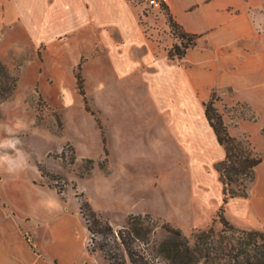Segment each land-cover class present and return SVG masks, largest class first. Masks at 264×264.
I'll use <instances>...</instances> for the list:
<instances>
[{
    "label": "rangeland",
    "instance_id": "obj_1",
    "mask_svg": "<svg viewBox=\"0 0 264 264\" xmlns=\"http://www.w3.org/2000/svg\"><path fill=\"white\" fill-rule=\"evenodd\" d=\"M146 14H154L158 35L168 40L158 13L146 8ZM253 28L259 36L251 43V73L240 79L250 87L213 90L204 104L213 98L230 133L249 140L254 154L264 158L262 14L256 15ZM175 44L179 41L171 48ZM22 52L1 62L18 83L11 99L0 105V211L19 213L27 221L33 217V243L40 245V252L53 240L50 227L57 221L61 235L72 237L75 257L70 264H108L102 253L89 251L85 204L117 231L126 227L130 216L146 215L160 223L157 238L164 235L163 223L188 237L211 226L222 229L217 216L223 195L220 202L215 200L219 187L223 191L216 169L222 160L200 104L183 110L175 95L116 83L111 71L104 70L100 82L99 66L79 58L61 73L54 65L52 73L44 72L40 51ZM79 72L85 97L78 88ZM246 99L255 100L256 109ZM241 125H249L250 132ZM255 179L254 170L240 175L242 185L232 187L249 196ZM199 181L201 192L196 195ZM225 217L237 228L264 231V226L230 215L227 206ZM30 231H24L28 238ZM58 259L51 261L58 264Z\"/></svg>",
    "mask_w": 264,
    "mask_h": 264
},
{
    "label": "crops",
    "instance_id": "obj_2",
    "mask_svg": "<svg viewBox=\"0 0 264 264\" xmlns=\"http://www.w3.org/2000/svg\"><path fill=\"white\" fill-rule=\"evenodd\" d=\"M167 7L184 31L197 36L195 46L180 62L169 58L177 39L170 34L165 16L158 14L168 40L158 35L154 14H146L147 0H0V62L21 57L24 49L31 48L42 53V71L52 73L54 65L55 72L61 73L79 58L99 66L100 82L102 72L111 71L116 83L141 84L155 95H175L183 110L200 104L223 161L224 147L202 108L213 90L250 87L240 79L251 73V43L259 36L253 26L256 15L264 16V0H169ZM260 83V90L264 89V78ZM246 100L256 109L255 100ZM248 127L241 125L249 131ZM255 172L249 196L231 199L227 210L246 224L262 227L264 161ZM196 183L197 195L201 181ZM222 195L219 187L217 203ZM34 223L32 216L27 221L19 213L0 211V264H55L52 257L59 258L58 264H70L75 257L72 237L62 236L57 221L52 223L53 240L43 254L40 245L33 243ZM27 228L31 238L24 234Z\"/></svg>",
    "mask_w": 264,
    "mask_h": 264
},
{
    "label": "trees",
    "instance_id": "obj_3",
    "mask_svg": "<svg viewBox=\"0 0 264 264\" xmlns=\"http://www.w3.org/2000/svg\"><path fill=\"white\" fill-rule=\"evenodd\" d=\"M168 17L172 35L179 41L170 49L169 58L180 62L195 46L197 36L184 31L170 13ZM76 79L80 94L85 97V80L80 72ZM17 83L18 79L0 62V105L11 99ZM204 105L206 118L226 153L216 167L223 185L217 216L222 229L217 231L211 226L188 237L181 229L163 223L164 235L157 238L160 223L146 215L130 216L126 227L117 231L85 204L82 214L91 235V253H102L108 264H264V231L237 228L225 217V207L231 199L248 197L244 191L233 189V184H240V175L253 174L264 158L254 154L249 140L237 139L230 133L213 98ZM42 175L49 176L44 171Z\"/></svg>",
    "mask_w": 264,
    "mask_h": 264
},
{
    "label": "built area",
    "instance_id": "obj_4",
    "mask_svg": "<svg viewBox=\"0 0 264 264\" xmlns=\"http://www.w3.org/2000/svg\"><path fill=\"white\" fill-rule=\"evenodd\" d=\"M169 0H147V10L165 15Z\"/></svg>",
    "mask_w": 264,
    "mask_h": 264
}]
</instances>
